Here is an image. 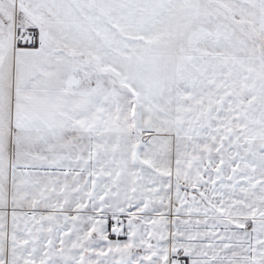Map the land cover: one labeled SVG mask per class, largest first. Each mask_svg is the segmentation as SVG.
<instances>
[{
  "label": "snow or ice",
  "instance_id": "1",
  "mask_svg": "<svg viewBox=\"0 0 264 264\" xmlns=\"http://www.w3.org/2000/svg\"><path fill=\"white\" fill-rule=\"evenodd\" d=\"M0 264H264V0H0Z\"/></svg>",
  "mask_w": 264,
  "mask_h": 264
}]
</instances>
